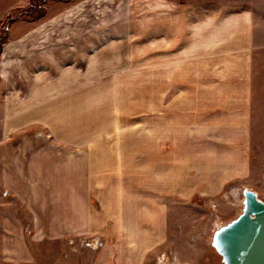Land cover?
Wrapping results in <instances>:
<instances>
[{
  "label": "crops",
  "instance_id": "0c3cea01",
  "mask_svg": "<svg viewBox=\"0 0 264 264\" xmlns=\"http://www.w3.org/2000/svg\"><path fill=\"white\" fill-rule=\"evenodd\" d=\"M87 1L0 7V190L15 202L13 218L1 212L5 253L28 260L29 243L112 235L120 253L104 248L91 264H142L166 234L172 200L245 173L238 146L264 23L246 0H129L100 21L72 17ZM238 74L243 102L217 125L215 91Z\"/></svg>",
  "mask_w": 264,
  "mask_h": 264
},
{
  "label": "rangeland",
  "instance_id": "374dc122",
  "mask_svg": "<svg viewBox=\"0 0 264 264\" xmlns=\"http://www.w3.org/2000/svg\"><path fill=\"white\" fill-rule=\"evenodd\" d=\"M11 1L0 0V7L4 8V4H10ZM221 1L225 0H216V2ZM246 2L247 4L252 2L251 4L255 9V17L253 16V18L257 22H261L262 25L264 23V0H246ZM128 4H130L129 0H88L82 7L76 8L77 10L75 12L71 11L70 14H72V17L85 16L88 19L92 18L100 21L104 19L105 14L111 15V11H113V14L117 12L119 14L125 13L129 8ZM139 8L143 11L146 6L140 4ZM29 16L27 15L28 18ZM48 28H45L46 31L52 33L53 30L57 29L55 26ZM261 29L264 30V26ZM256 38L259 39L256 48L252 51L253 72L248 75L247 79L249 88L247 94L248 120L246 123V136L241 139V146H238L243 151V153L241 152L242 155L247 159L248 166L244 171L245 173L241 177L232 178L219 190L214 189L213 193L207 194L206 191L201 193L204 187L199 185L196 192L190 197L172 200L167 205L166 234L162 241L145 255L142 264H221L220 257L210 244L213 230L233 220L241 212V190L243 188L255 192L257 198L264 202V31L260 35H256ZM237 78L238 83L235 84H229L224 80L223 86H218V90L215 91L216 99L213 106L215 114H213L220 116H214L212 121L217 125L225 124L226 126V121L229 120L226 118L227 113L239 111L236 106L243 102L244 89L242 84L244 75L238 74ZM3 88V80L0 79V116ZM230 106L233 107L230 108ZM170 108L169 113L172 114L174 106ZM241 108L244 107L241 105ZM185 115L188 116V114H184V117H186ZM177 116L179 117V115ZM236 117L237 115L233 112L231 119ZM199 119L202 122L204 121L201 117ZM167 123V129H173L170 126L171 122L168 121ZM44 133L47 135L46 132ZM196 138L200 144L202 138ZM193 141H196V139L193 138ZM166 145L167 151H172L173 145L168 141ZM204 146L206 147V145ZM207 146L211 149L210 142ZM218 162L215 165L216 169H212L214 168L212 164V168H209L208 173L211 170H220L221 167H217ZM196 165L199 169L202 167V162ZM14 208V199L0 190V220L2 219L1 212L3 213V210L5 214L7 213L13 218ZM20 221L28 227L26 228L28 231L24 230L22 238L24 240L30 239L28 218L23 213H21ZM86 239H98V247L84 246L82 243ZM6 244V238L0 226V264H91L97 254L103 252L101 250L104 248L111 249L113 254L117 255L122 249L118 237L112 235H83L67 239L64 243L56 241L29 243L28 248L31 257L28 260H21L20 258L7 257L5 253ZM70 253H80L81 255L72 258Z\"/></svg>",
  "mask_w": 264,
  "mask_h": 264
},
{
  "label": "water",
  "instance_id": "95a60500",
  "mask_svg": "<svg viewBox=\"0 0 264 264\" xmlns=\"http://www.w3.org/2000/svg\"><path fill=\"white\" fill-rule=\"evenodd\" d=\"M241 194V212L213 230L210 244L221 264H264V202L247 188Z\"/></svg>",
  "mask_w": 264,
  "mask_h": 264
},
{
  "label": "built area",
  "instance_id": "2783aa9c",
  "mask_svg": "<svg viewBox=\"0 0 264 264\" xmlns=\"http://www.w3.org/2000/svg\"><path fill=\"white\" fill-rule=\"evenodd\" d=\"M99 240L98 239H86V240H83V243L84 246H88L90 248H97L98 247V242Z\"/></svg>",
  "mask_w": 264,
  "mask_h": 264
},
{
  "label": "bare ground",
  "instance_id": "6f19581e",
  "mask_svg": "<svg viewBox=\"0 0 264 264\" xmlns=\"http://www.w3.org/2000/svg\"><path fill=\"white\" fill-rule=\"evenodd\" d=\"M233 140V139H232ZM231 138H228V141H232ZM122 254V253H121Z\"/></svg>",
  "mask_w": 264,
  "mask_h": 264
},
{
  "label": "trees",
  "instance_id": "16d2710c",
  "mask_svg": "<svg viewBox=\"0 0 264 264\" xmlns=\"http://www.w3.org/2000/svg\"><path fill=\"white\" fill-rule=\"evenodd\" d=\"M0 42H1V38H0Z\"/></svg>",
  "mask_w": 264,
  "mask_h": 264
}]
</instances>
